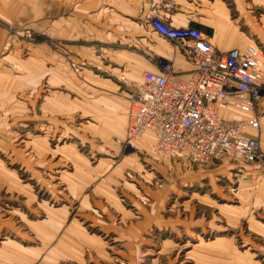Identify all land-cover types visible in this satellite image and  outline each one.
Returning <instances> with one entry per match:
<instances>
[{
	"label": "rangeland",
	"instance_id": "374dc122",
	"mask_svg": "<svg viewBox=\"0 0 264 264\" xmlns=\"http://www.w3.org/2000/svg\"><path fill=\"white\" fill-rule=\"evenodd\" d=\"M143 44L136 38L132 47L136 55L145 53ZM48 48L62 50L63 46L31 28L14 31L1 62V70L14 83L9 86L8 82L6 105L1 98L0 106V216L11 218L17 210L27 220L39 218L38 203L43 201L55 208L66 203L68 225L76 215L92 218V213L79 212V200L73 194L79 188L60 182L63 173L71 176L76 171V160L70 158L83 157L92 169L98 168L97 163L109 164L95 182L79 190L101 199L105 211L109 202L96 189L116 164L130 163L135 169L118 170L121 180L113 184L121 209L111 208V220L103 210L93 212L103 225L94 222L96 237L109 254L102 264H264V235L257 233L259 228L252 229V222L264 228V209L255 203L264 193L261 147V161L252 165L255 169L245 170L215 166L220 161L210 166L180 160L156 162L141 144L139 150L131 151L116 144V138L104 141L92 117L78 116L73 106L47 104ZM150 56L155 57L152 52ZM139 80L140 75L124 82L127 93L129 84ZM64 144L80 148L79 152H58ZM225 160L227 165H246ZM92 223L84 221L85 227Z\"/></svg>",
	"mask_w": 264,
	"mask_h": 264
},
{
	"label": "crops",
	"instance_id": "0c3cea01",
	"mask_svg": "<svg viewBox=\"0 0 264 264\" xmlns=\"http://www.w3.org/2000/svg\"><path fill=\"white\" fill-rule=\"evenodd\" d=\"M150 1L0 0V106L1 98L2 105H6L8 82L9 86L14 83V78L8 81L6 70H1L4 67L1 62L5 60V53L10 47L11 34L31 28L37 33L47 34V39L63 46L62 50L48 48L47 80L50 94L47 104L73 106L77 108L78 116L92 117L104 141L116 138L117 144V140L125 139L129 99L122 79L134 81L140 75L141 80L143 73H160L164 67H170L176 74L186 76L191 70L186 57L180 51L174 54L171 45L149 25L147 15ZM170 1L172 7L165 13L168 25L201 31L220 53L256 47L264 55V0ZM136 38L145 43L142 46L146 54L143 53L142 56L136 55L132 48ZM151 52L155 56L152 59ZM221 113L226 119L251 118L250 114L232 105L221 110ZM256 113L260 119L258 139L264 154V98L258 104ZM70 137L65 135V138ZM152 140L153 137L147 134L139 144L144 147L146 142ZM79 149L75 150L79 152ZM56 150L76 154L69 145ZM70 159L76 160V171L71 176L63 173L64 180L60 182H69L79 188V193H73L79 200V212L92 213L93 217L76 215L68 225L70 217L66 203L63 208H55L43 201L38 203L41 205L42 216H35L37 220H27V215H20L17 210L11 218L0 216V234L3 233L0 264H102L103 260L106 263L109 259V254L104 251V244L95 233L97 224L101 227L103 225L93 212L96 209L103 210L102 201L79 191L80 186L95 182L101 169L107 168L109 164L97 163L98 168L92 169L83 157ZM217 164L215 166L219 168L228 166L231 169H255L253 164L238 167L227 165L225 159ZM115 167L107 180L100 182V187L95 192L100 198L108 200L109 210L103 211L110 220L113 207L121 209L118 193L113 186L121 180L117 171L135 169L130 163L126 166L123 163L116 164ZM92 172L95 175H91ZM256 174L258 172L251 171V175ZM255 203L258 208L264 209L263 192L256 197ZM126 216L128 218L129 214ZM84 219L90 222L92 220L93 225L85 227ZM252 224L255 225L252 229L259 228L260 232L257 233L264 235V228L256 226L255 222Z\"/></svg>",
	"mask_w": 264,
	"mask_h": 264
},
{
	"label": "built area",
	"instance_id": "2783aa9c",
	"mask_svg": "<svg viewBox=\"0 0 264 264\" xmlns=\"http://www.w3.org/2000/svg\"><path fill=\"white\" fill-rule=\"evenodd\" d=\"M170 0H151L147 15L153 31L180 51L191 65L189 75L170 67L145 72L129 84L126 136L117 144L131 151L147 134L143 149L156 162L180 160L210 166L223 159L245 164L261 161L260 119L256 113L264 98L263 52L256 47L220 53L195 28H174L165 22ZM230 105L251 115L226 119Z\"/></svg>",
	"mask_w": 264,
	"mask_h": 264
},
{
	"label": "bare ground",
	"instance_id": "6f19581e",
	"mask_svg": "<svg viewBox=\"0 0 264 264\" xmlns=\"http://www.w3.org/2000/svg\"><path fill=\"white\" fill-rule=\"evenodd\" d=\"M124 82L127 80L126 78L125 79H122ZM127 82V81H126Z\"/></svg>",
	"mask_w": 264,
	"mask_h": 264
}]
</instances>
